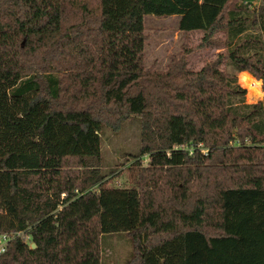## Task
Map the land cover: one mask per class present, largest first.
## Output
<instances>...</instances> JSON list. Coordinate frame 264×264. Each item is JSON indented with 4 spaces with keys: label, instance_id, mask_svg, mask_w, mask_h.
<instances>
[{
    "label": "trees",
    "instance_id": "16d2710c",
    "mask_svg": "<svg viewBox=\"0 0 264 264\" xmlns=\"http://www.w3.org/2000/svg\"><path fill=\"white\" fill-rule=\"evenodd\" d=\"M243 1L0 0V233L20 232L0 264H100L121 231L125 264H264V99L227 104L246 90L219 68L264 82V0ZM146 15L223 51L192 71L182 44L147 67ZM135 115L134 183L111 185L100 132Z\"/></svg>",
    "mask_w": 264,
    "mask_h": 264
},
{
    "label": "rangeland",
    "instance_id": "374dc122",
    "mask_svg": "<svg viewBox=\"0 0 264 264\" xmlns=\"http://www.w3.org/2000/svg\"><path fill=\"white\" fill-rule=\"evenodd\" d=\"M263 0H252L249 7L261 4ZM176 16L155 17L144 16V33L147 40L144 46V63L149 67L155 64V69L162 70L173 55H177L182 44L188 49L186 67L188 70L197 71L205 63L215 59L216 54L222 52L221 48L200 46L202 32L191 31L182 34L177 29ZM222 39V34L217 35ZM220 69H224L228 75H235L239 83V73L235 71L228 61H221ZM241 86V85H240ZM245 88V87H243ZM242 95H228L227 104L248 103L247 94L249 89ZM262 90V89H261ZM255 96L254 93H252ZM264 98L256 99V102ZM140 149V118L131 116L126 119L118 131L103 128L100 132L101 170L108 172L107 182L116 186H130L133 179L129 167L139 157L134 158ZM141 164L146 165L148 157H140ZM57 166L54 156H41L39 168V189H53L56 180ZM101 258L100 264H125L132 253L130 237L127 232H114L101 235Z\"/></svg>",
    "mask_w": 264,
    "mask_h": 264
},
{
    "label": "clouds",
    "instance_id": "9594fccd",
    "mask_svg": "<svg viewBox=\"0 0 264 264\" xmlns=\"http://www.w3.org/2000/svg\"><path fill=\"white\" fill-rule=\"evenodd\" d=\"M239 83L242 87L248 88L249 93L247 94V102L254 103L258 98H264V91L261 90V84L264 83L260 80H256L249 72L241 71L239 73ZM255 94V96L252 95ZM7 239V237L0 236V244ZM3 249H0L2 251Z\"/></svg>",
    "mask_w": 264,
    "mask_h": 264
},
{
    "label": "built area",
    "instance_id": "2783aa9c",
    "mask_svg": "<svg viewBox=\"0 0 264 264\" xmlns=\"http://www.w3.org/2000/svg\"><path fill=\"white\" fill-rule=\"evenodd\" d=\"M20 235V232H15V233H0V236H4L7 237V239H5V241L3 242V244H0V249H3L2 251H0V253L4 252L6 249L7 244L16 236Z\"/></svg>",
    "mask_w": 264,
    "mask_h": 264
},
{
    "label": "water",
    "instance_id": "95a60500",
    "mask_svg": "<svg viewBox=\"0 0 264 264\" xmlns=\"http://www.w3.org/2000/svg\"><path fill=\"white\" fill-rule=\"evenodd\" d=\"M31 247L33 248L34 247V244H31Z\"/></svg>",
    "mask_w": 264,
    "mask_h": 264
}]
</instances>
